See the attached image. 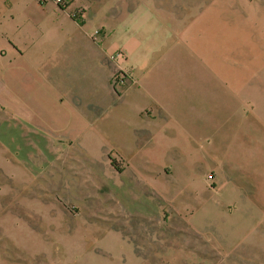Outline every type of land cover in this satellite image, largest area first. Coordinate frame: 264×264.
Returning a JSON list of instances; mask_svg holds the SVG:
<instances>
[{
  "label": "rangeland",
  "instance_id": "1",
  "mask_svg": "<svg viewBox=\"0 0 264 264\" xmlns=\"http://www.w3.org/2000/svg\"><path fill=\"white\" fill-rule=\"evenodd\" d=\"M126 1L135 13L147 10L145 37L157 25L182 32L174 38L183 43L196 33L198 53L183 48L180 67L196 74L195 121L175 126L178 136L168 143L179 141L187 150L151 162L184 171L182 189L175 175L176 182L164 183L177 203L196 194L213 206L178 207L147 192L114 151L103 165L91 166L66 144L35 149L28 130L0 111V264H264V0L66 5L80 20L98 4L109 23ZM136 145L142 147L140 138ZM194 177H205L206 186L196 184L192 192L184 187ZM240 192L255 208L238 202Z\"/></svg>",
  "mask_w": 264,
  "mask_h": 264
},
{
  "label": "crops",
  "instance_id": "2",
  "mask_svg": "<svg viewBox=\"0 0 264 264\" xmlns=\"http://www.w3.org/2000/svg\"><path fill=\"white\" fill-rule=\"evenodd\" d=\"M144 9L135 13L126 1L106 23L100 17L106 9L98 4L91 12L84 10L79 20L73 6L63 8L54 0H0V48L5 52L0 111L28 130L35 149L38 143L66 144L91 166L103 165L108 152L114 151L128 160L129 172L134 169L133 183L176 202L177 195L166 194L164 183L176 182L175 175L182 189L179 178L184 171L175 174L151 158L187 150L179 141L171 147L168 143L178 136L175 126L190 127L195 121L196 74L181 72L180 67L186 63L183 48L190 47L192 55L193 50L198 53V44L196 33L183 43L174 38L182 32L169 26H154L153 37H145L144 27L151 19ZM117 52L126 55L122 68L131 75L115 83L118 69L110 57ZM139 138L142 147L134 146ZM196 178L184 188L195 192L196 184L206 186L205 177ZM242 198L240 192L238 202L255 208ZM203 202L194 194L192 201L175 204L213 206Z\"/></svg>",
  "mask_w": 264,
  "mask_h": 264
},
{
  "label": "built area",
  "instance_id": "3",
  "mask_svg": "<svg viewBox=\"0 0 264 264\" xmlns=\"http://www.w3.org/2000/svg\"><path fill=\"white\" fill-rule=\"evenodd\" d=\"M58 5H65L67 0H54ZM5 57V52L0 48V63ZM111 61L117 66L118 72L113 77L114 82L116 83L119 78H126L131 75V72L125 71L122 68L123 64L127 61L126 55L123 52H117L110 57Z\"/></svg>",
  "mask_w": 264,
  "mask_h": 264
},
{
  "label": "trees",
  "instance_id": "4",
  "mask_svg": "<svg viewBox=\"0 0 264 264\" xmlns=\"http://www.w3.org/2000/svg\"><path fill=\"white\" fill-rule=\"evenodd\" d=\"M62 7H63V8H66V5H63ZM112 165L115 167V169H116L117 171H120V169H118V168H117V165H116V164H114V162H113V164H112Z\"/></svg>",
  "mask_w": 264,
  "mask_h": 264
}]
</instances>
